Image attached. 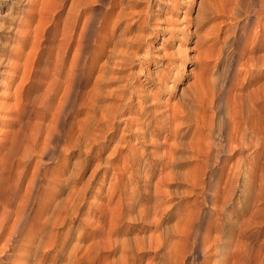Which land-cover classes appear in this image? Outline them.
Returning <instances> with one entry per match:
<instances>
[{
  "label": "rangeland",
  "instance_id": "obj_1",
  "mask_svg": "<svg viewBox=\"0 0 264 264\" xmlns=\"http://www.w3.org/2000/svg\"><path fill=\"white\" fill-rule=\"evenodd\" d=\"M86 5L87 0H0V59L5 55L9 60L0 66V158L5 149L11 147V142L5 145V149L2 147L8 134L15 145L7 158L0 159V232L4 223L10 224L14 219L15 211L27 209L32 214L39 203L47 201L48 194L60 189V185L54 183L55 179L68 174V165H72L76 154L82 151L79 149L73 153L67 148L65 135L72 123L75 122L73 125L78 129L92 115L91 103L97 99L98 104L119 107L112 120L115 136L107 148H103L106 143L101 141L86 154L92 161L78 175L79 185L85 184L100 161L99 155L107 156L113 144H119L121 151L111 167H103L101 172H107L105 179L95 177L87 188L82 210L100 209L101 204L109 202L111 212L115 216L119 214L116 217L121 219V232H128L123 236L148 233L153 214L142 221L133 219L136 211L121 212L124 203L129 201L127 192L140 185L138 192L148 195L159 181L160 173L164 172V163L177 155L182 157V164L174 167L179 178L168 180L170 185H166L169 190L174 189V194L172 199L165 197L170 201L161 206V215L169 225L173 226L182 218L181 224L185 228L183 225L180 228L186 230L182 238L173 237L178 245H170L175 253L179 249L177 259L183 264H247L244 258L238 260L227 254H216L223 248L222 234L224 239L235 242L231 246L234 250L243 248L239 246L243 240L254 250L258 246V252L264 255V215L254 214V201L258 207L264 206V202L260 203L264 200V167H251L246 161L242 167L233 169L228 166L236 155L226 159V154L223 159L226 166L219 167L220 163H217L219 149L222 146L227 148L223 136L226 113L231 116L233 112L236 113L233 117L245 119L242 122L243 129H247V139L251 134L249 123L256 122L264 136V119L258 116V109L264 106V0H100L88 4L92 7L86 13L94 12L97 21L82 54V60L87 63L86 70L80 71L75 94L70 96V91L67 95L65 89L69 90L68 68L75 49V46L71 48L72 26ZM119 7H123L128 15L115 29L116 55L112 53L116 42L110 43L112 38L107 37L110 34L107 26L111 27L113 23L108 20L103 24L107 28L104 29L101 22L108 10ZM75 34L80 38L78 32ZM120 35L122 38L118 40ZM122 51L124 56L120 54ZM188 105L191 110L194 108L193 116L198 114L201 118L197 122L200 124L194 125V119V122L185 123L190 125L182 131L185 133L183 141L194 140L197 148L203 149V154L193 152L188 145L172 152L173 126L164 118L181 109L188 110ZM225 124L227 128L226 121ZM120 137L122 142L117 143ZM253 141L257 142L256 139ZM45 148L48 151L42 157ZM254 148L255 145L246 149L243 155L250 154L253 161L262 160L263 149L252 152ZM134 156L136 160L132 159ZM157 156L160 161L155 162V167H142L156 161ZM37 161L46 163V178L41 175L43 171ZM130 168L139 170V179L131 180L127 188L122 189L124 191L109 197L111 180L117 176L123 179L131 176ZM190 175L200 181L193 183L188 178ZM147 182L149 186H146ZM247 186H251L248 204ZM67 189L64 188L62 196L66 195ZM221 197H226L227 202L223 203ZM145 199L148 198L144 196ZM148 201L152 204L154 197L149 196ZM100 220L95 219L94 226L101 225ZM231 221L235 230L229 232ZM222 223L225 227L223 233L220 230ZM244 227L249 230V235L239 236ZM17 242L14 251L10 250L12 256L2 259L6 264H19L20 239ZM154 250L147 248L140 254L141 264H147L151 259L159 260ZM65 262L64 259L58 261L59 264ZM86 263L90 264L89 261L83 264Z\"/></svg>",
  "mask_w": 264,
  "mask_h": 264
},
{
  "label": "bare ground",
  "instance_id": "obj_2",
  "mask_svg": "<svg viewBox=\"0 0 264 264\" xmlns=\"http://www.w3.org/2000/svg\"><path fill=\"white\" fill-rule=\"evenodd\" d=\"M95 1H100V0H87V5L85 6V11L81 12L80 15L76 13L79 16L76 18L77 20L76 19L74 20L75 24H73L74 26H72V28L74 27V37H73V40H71L72 41V47L71 48H73L75 46V49H74V53H73L72 57L70 58V63H69V68H68L69 72H68L67 82L70 81L69 87H68L69 90L65 89L66 93H67V91L68 92L70 91V94H69L70 96H74V94H75V90H76L77 85H78V77H79V75H81L80 71L82 69L86 70V67H87V63L82 60V54H83V52H84L83 50L86 48V44L90 38L91 29L94 27L95 22L97 20L95 18L96 16H95L94 12L87 14L86 10H88L89 8L92 7V6H89L88 4H91ZM53 7H54V5H53ZM46 9H47V7H46ZM47 11L49 12V9ZM51 12H50V14H51ZM114 12H116L115 15H114ZM127 15H128V13L126 12V10L123 7L113 8L112 10L111 9L108 10V12H106L103 15L102 22L100 21L101 19L99 20L102 23V26L104 23H107L108 20H110L113 23V25H111V27L107 26V28H108L107 31L110 33L109 34L107 32L109 34L107 37L109 38V36H110V38H112L110 40L111 41L110 43L117 41V40L113 41L115 29L120 24V22L123 21L124 18H126ZM50 17H52V16H50ZM83 17H84V20L82 21ZM47 20H46V22H47ZM100 22H97V23L100 24ZM70 23L72 24V20ZM47 24H49V23H47ZM55 24H56V22H55ZM59 24H61V23H59ZM263 26H264V24H263ZM103 27H104V29H107L105 26H103ZM45 29H47V28H45ZM77 32L81 35L80 36L78 34L80 38H78V36H76L75 33H77ZM72 35H73V33H72ZM71 38L72 37H70L69 39H71ZM121 38H122V36L120 35V38H118V40H120ZM118 49H120V48L118 47ZM117 51L118 50H117V42H116V43H114V48H112V53L115 54ZM120 54H121V56H124L123 51L120 52ZM85 55H86V53H85ZM116 55H118V54L116 53ZM128 57H130L129 53H128ZM84 58H85V56H84ZM7 61H9L8 57H6L5 55H2L1 59H0V66H3V64H6ZM85 65H86V67H85ZM83 75H84V73H83ZM94 83H96V82H94ZM92 92H93V90H92ZM63 94L65 95V93H63ZM67 95H68V93H67ZM228 95H230V94L228 93ZM94 96H96V95H94ZM91 99L93 100V98H91ZM89 101L90 100H87V103H89ZM237 101H238V99H237ZM97 102L98 101L96 99L91 103V108L93 110L92 115L91 116L89 115V117H87L85 119V122L78 129L77 128L75 129V126L73 125L75 122L72 123L71 124L72 126L70 125L71 128L69 127L70 130L65 135L67 148H69L73 153H74V151L79 150V149H81L82 151L80 153L78 152L76 154V158L74 159L73 164L68 165V167H70L69 169H67L68 174L64 178H61V179L56 178L55 179L54 183H57L58 185H60V189H56L57 191L55 190V192L52 193V195H50V194H48V196L46 195L48 197L47 201L44 203H41V204L39 203L38 207L36 208V210L32 214H30L27 209H21V210L15 211V217L11 221L10 224H8L7 222L4 223L5 226L3 228V231L0 232V264H6V261L3 262V260H2L4 257L6 258V256H10V254L12 256V253H10V250H13L14 248H16V243H18L17 242L18 239H20V241H21V248L19 250L20 253L17 254V259L20 261L19 264H57L58 261L61 259H64L66 261L64 264H83V263L88 262V261L90 262V264H141V257H140L141 255L140 254L145 252V249H147V248H154L155 254L158 255V258H159V260L158 259L157 260L151 259L150 261H148L147 264H167V263L183 264L182 261L180 262L179 259H177L178 256L176 253L179 251V249L177 250L176 249L177 247H176L175 250H177V252L175 253L174 248L171 247L172 244L176 243L175 241L172 240V239H174L173 238L174 236H179V238L180 237L182 238V235H184L186 233V232L184 233V231H186L185 229L180 228V226L183 225V224H181L182 218H180L177 222L175 221L176 223L175 224L173 223L174 225L172 226V225H169L166 222V218L163 217V215H161V212L163 211V210H161V206L163 204L169 202L170 199H172V196L174 194L173 193L174 189L172 190L173 191L172 192L171 190L168 189V187L166 185H170V182H168V180H171V179L173 180L175 178H179V177H177V172L175 171L174 167H178L182 164V161H181L182 157L181 156H177V155H176V157L173 156L169 161L164 163V166H163V167H165L164 172L165 171H167V172H165V173L161 172L160 173L159 181L157 183H155V185H154L155 188L152 191H150V193L148 195L146 193L143 194L148 199H149V196L154 197V202L152 204H148V202H149L148 199L143 200L144 196L141 195L140 192H138L140 190V185L137 186L136 188H133V190H131L130 192H127V194L129 195L128 196L129 201L124 203V206L121 209V212H123V214H124V211H126V212L127 211L128 212H135L136 211V213L133 214L134 215L133 219H136V220L142 219V221H143V219H147V218L151 217V215L153 214L154 218L153 219L151 218L152 220H150V222L152 221L151 223H153V224L151 225L152 227H150L151 229L149 230L148 233H144V235L143 234L139 235L137 233V234H134L132 236H126V235L123 236L122 234H127L128 232L127 231L121 232V229L123 227V225L120 224L121 219H120V217L119 218L116 217L119 214H117L115 216V214L113 212H111V210H110L111 208L110 209L108 208L109 202L105 203V204L104 203L101 204L99 206L100 209H94L93 210L94 212L92 210H88V211L82 210V206L84 204L85 193H86L87 188L89 187V185L91 183L94 182L95 177L96 178L98 177L102 180L105 179L107 172H105V170L103 172H101L103 167H107V168L111 167V165H113L112 161L115 159L116 155L118 153H120V151H121V147L119 146V144H113V146L111 148V152L107 156L101 157V155H99L98 157H99L100 161L95 164V166H94L95 168L93 169V171L89 174L88 178L86 179L87 181L85 182L84 185H82V186L79 185V182H78L79 176L78 175L80 173H82V170L87 165H89V163H91V161H92L91 157L89 158V156L86 154L88 152L92 151V149L95 147V145L99 144L101 141H104V143H106L103 146V148H107L112 143L114 136H115L116 130H114L115 125H114V123H112V120L116 117V114L119 111V107H114L112 105H107V104L102 105L101 103L98 104L99 102L98 103ZM229 102H230V99H229ZM229 102H227V104ZM235 102H236V100H235ZM66 104H64V105H66ZM231 104H232V102H231ZM250 105H252V104H250ZM231 106L233 107V105H231ZM235 106H237L236 103H235ZM222 107L223 106H221V108ZM188 108L190 109L191 106L188 105ZM189 109L188 110L186 108L181 109V110H179V112H177V114L171 115V116L169 114L164 118L166 120V122L171 123V125L173 126V129L171 130L172 136L174 135V142H173V146H172V152L173 153L176 152V149L178 151L180 147H185L186 145L191 147L192 151L195 153H197V152L202 153V151H203V149L200 150L199 148H197L198 144L196 145L194 140L189 141V142L183 141V137L185 136V133H182V131L184 128H186L187 126L190 125V123H189V125H187V124L185 125V123L187 121L194 119L196 121V123H194V125L200 124L197 122H200L201 115L199 116L198 114H195L196 117L194 118L195 115L193 116V114H192V113H195V112H193L194 108H193V110H191V109L189 110ZM234 109L237 110V108H234ZM241 109H242V106H241ZM258 110H260V112L258 113L259 119H264V106H260V108ZM59 111H61V109H59ZM230 114L232 116L236 113L233 114V112H232ZM231 116L227 115V113L225 114L224 118L222 116L223 122H224L223 130L226 131V132L223 131L224 132L223 136L225 137L224 141H227V148L222 146V148L219 149L220 154H219V158L217 160L218 161L217 163H220L219 167H225L226 166V163H225L226 161L223 160L225 154H226V159L232 158L236 155V159L235 160L233 159L234 161H232V164L230 166H228V167H232L233 169H234V167H242V163H245L246 161L249 162L248 165H251V167H264V136L262 135L260 128L257 126L258 124L257 125L255 124L256 120L254 121L255 123H251V124L249 123L248 129H250L251 134H250V137L247 139V137H246L247 133L245 132V131H247V129L246 130L243 129L244 127H243V122H242L245 119L240 120V118H237V116L235 115L234 117L232 116L233 119L231 122V120H230V118H232ZM78 120H80V119H78ZM179 120H181V122L178 124H175V122L179 121ZM194 120H193V122H194ZM225 121L228 123L227 128H226ZM82 122H83V120H82ZM79 124L80 123H78V126H79ZM221 126H222V124H221ZM195 128H197V127H195ZM198 128L201 129V126H199ZM190 129H191V127H190ZM190 129H188V131H190ZM220 129H222V127ZM194 130H196V129H194ZM62 132H63V130H62ZM197 135L198 134H196V136ZM62 136H64V135L62 134ZM10 137H11V134H8L6 139L2 142V147L4 149L6 148L5 145L10 143V142H11V147L6 148L5 149L6 152L4 154L2 152L3 156L0 159H3L4 157L7 158L11 154L10 152H12L14 149L15 145H14L13 140L12 141L10 140ZM253 139H256L257 142L253 141ZM49 141L52 142L51 140H49ZM121 142H122V137H120V139L118 140L117 143H121ZM254 145L256 146V148H254V150H252L253 149L252 148L251 149L252 152L257 151L258 149H263V158L260 161H258V160L253 161V158L249 157L250 154L243 155L245 153L246 149H249L252 146L254 147ZM202 147L203 146L201 145V148ZM212 147H213V145H212ZM103 148H101V149H103ZM47 151H48V148L42 149L40 156L44 157L46 155ZM130 151L134 152V149H131ZM249 152H250V150H249ZM211 155L212 154H210V156ZM238 155L240 156V158L239 157L237 158ZM132 159L136 160L135 156ZM158 160L160 161V157L157 156L156 161H154L152 163H146L142 167H155L154 166L155 162H157ZM38 167H40V171H43V173L41 175H43L46 178V175L48 173V171L45 170V167H47L46 163L43 161H39ZM129 167H132V165ZM170 167H172V168H170ZM130 171L132 173L131 176L127 175V176H125L124 179H123V177L117 176V177H115V180H111V183L109 185V187H110V191H109L110 196L108 195L109 197L112 198V196H114V194H116L118 191H124L122 189H126L128 183L131 180L136 179V178L139 179L140 176H139V170L138 169L134 170L133 168H130ZM181 174H183V173H181ZM228 176L226 179L229 178ZM187 177H183V178H187ZM190 177H191V175L188 178L191 179V181L195 184H197L200 181V178H198V177L197 178L194 176H193V178H190ZM147 180H149V179L147 178ZM252 180H253V178H252ZM252 182H254V181H252ZM228 183H225V184H228ZM146 186H149L148 182H147ZM225 187H226V185H225ZM259 187H261V186H259ZM64 188H68V189H67L66 195L62 196V192H63ZM175 192H176V190H175ZM139 194L141 195V197L139 196ZM224 195H225V192H224ZM246 195H247L246 202L248 204V201L250 200V195H251V186H247ZM165 197L166 198L170 197V199L165 200ZM259 197H261V195ZM256 198L258 200V197H256ZM225 199H226V197H223V198L221 197V200L223 203L225 202ZM263 202H264V200L260 203H263ZM105 205H106V207H105ZM256 207H258V204L254 201V210H255V211L253 210L254 214H256V216H263L264 215V206L258 207V208H256ZM120 208H121V206H120ZM168 209H170V207H168ZM223 210H225V209H223ZM101 213H103V214L101 215ZM175 214H176V212H175ZM125 215L127 217H130V215L128 213H126ZM153 215H152V217H153ZM229 217H231V216H229ZM250 217H253V216L250 215ZM76 218L79 219V222L77 224L75 223ZM100 218H102V219L100 220ZM262 218H264V217H262ZM95 219L100 220L102 222L101 225L94 226ZM250 221H252V220H250ZM231 222H232V226H231L229 232H232V230L233 231L235 230L234 222L233 221H231ZM251 224H253V223L251 222ZM108 225H110L109 228H106ZM183 227H184V225H183ZM220 227H222V228H220V230H221V233H223V229L225 230L224 224L222 223ZM78 229H81V230L78 231ZM244 229L245 230L240 231L241 233H239V236H248L249 235V230L246 229V227H244ZM219 235H220V233H219ZM222 235H221V238H222L221 243L223 244L222 247L223 248L226 247L228 249L225 250L223 248H221V249L218 248L219 250L216 251L217 252L216 254H220L222 256H225L223 254H227L229 258L235 257V259H238V260H239V258H241V259L244 258V260L246 259L245 261H247V264H264V262H263L264 255H262L260 252H258L259 251V250H257L258 246L256 247V250H257L256 251L253 249V246H252V248L250 246H248L249 243L247 244V243H245V241L243 242V240H240L242 242H239L236 239V241L243 244V245L242 244L239 245L240 247L243 246V248L234 250L231 246L233 244H235V242H231V241L227 240L226 237L224 239V237ZM227 238L229 239V237H227ZM88 240H90L89 243H87V244L83 243V242L88 241ZM237 248H238V246H237ZM116 251H117V254H115ZM179 253H180V251H179ZM212 255H213V252H212ZM256 257H259L260 260ZM226 258H227V256H226ZM230 261H231V259H230ZM259 261H261V262L259 263ZM205 263H206V261H205ZM16 264H18V263H16ZM86 264H88V263H86ZM222 264H223V262H222ZM234 264H236V262H234ZM240 264H242V263H240Z\"/></svg>",
  "mask_w": 264,
  "mask_h": 264
}]
</instances>
